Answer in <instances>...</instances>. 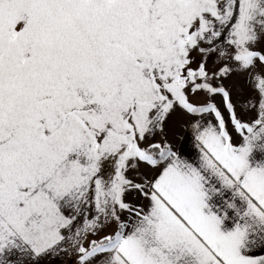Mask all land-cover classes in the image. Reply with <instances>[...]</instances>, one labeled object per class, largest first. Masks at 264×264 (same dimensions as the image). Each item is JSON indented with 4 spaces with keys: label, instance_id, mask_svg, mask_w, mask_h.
<instances>
[{
    "label": "snow or ice",
    "instance_id": "6c2138e0",
    "mask_svg": "<svg viewBox=\"0 0 264 264\" xmlns=\"http://www.w3.org/2000/svg\"><path fill=\"white\" fill-rule=\"evenodd\" d=\"M0 264H264V0H0Z\"/></svg>",
    "mask_w": 264,
    "mask_h": 264
}]
</instances>
